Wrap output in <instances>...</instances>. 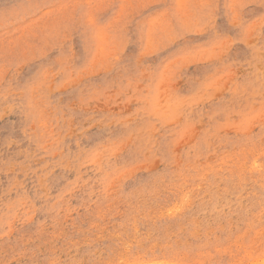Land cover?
Masks as SVG:
<instances>
[{
    "label": "rangeland",
    "instance_id": "rangeland-1",
    "mask_svg": "<svg viewBox=\"0 0 264 264\" xmlns=\"http://www.w3.org/2000/svg\"><path fill=\"white\" fill-rule=\"evenodd\" d=\"M0 264H264V0H0Z\"/></svg>",
    "mask_w": 264,
    "mask_h": 264
}]
</instances>
